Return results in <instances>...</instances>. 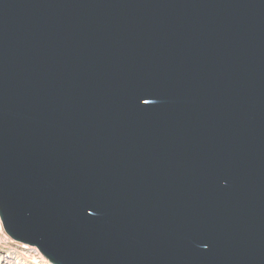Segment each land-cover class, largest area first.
Returning <instances> with one entry per match:
<instances>
[{"label": "water", "instance_id": "water-1", "mask_svg": "<svg viewBox=\"0 0 264 264\" xmlns=\"http://www.w3.org/2000/svg\"><path fill=\"white\" fill-rule=\"evenodd\" d=\"M0 220L50 264H264V0H0Z\"/></svg>", "mask_w": 264, "mask_h": 264}, {"label": "rangeland", "instance_id": "rangeland-1", "mask_svg": "<svg viewBox=\"0 0 264 264\" xmlns=\"http://www.w3.org/2000/svg\"><path fill=\"white\" fill-rule=\"evenodd\" d=\"M0 264H50L35 247L11 239L0 220Z\"/></svg>", "mask_w": 264, "mask_h": 264}]
</instances>
